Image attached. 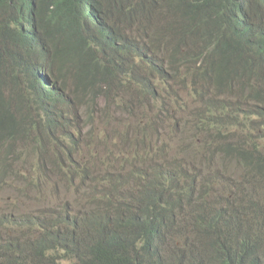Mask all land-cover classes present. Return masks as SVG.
<instances>
[{
    "label": "trees",
    "instance_id": "obj_1",
    "mask_svg": "<svg viewBox=\"0 0 264 264\" xmlns=\"http://www.w3.org/2000/svg\"><path fill=\"white\" fill-rule=\"evenodd\" d=\"M34 2L35 9L25 0H0V67L10 59L21 60L13 77L25 82L28 89L14 93L11 101L4 104L0 111L1 127L17 139L25 140L28 123L21 111L31 114L30 110H36L33 96L40 90L36 88L37 72L44 65H52L54 78L63 81L62 90L72 91L68 79L80 82L75 101L84 109V118L80 124L76 123L75 135H80V130L96 121L93 104L108 109L107 112L111 109L108 118L104 117L107 123L112 119V113L128 115L127 130L117 135L122 140L119 156L128 157L130 171L112 172L119 157L115 155L114 165L111 164L113 158H108L111 172L106 175L114 188L106 200L117 201L111 214L103 211L100 217L88 219L80 227L70 228L63 223L60 230L42 224L41 230L28 240L27 249L13 247L9 250L0 245V264H56L55 259L68 260L74 255L80 258L75 264H157L153 259L159 264H264V203L254 198L257 193H250L240 205L224 201L219 208H208L204 203H193L188 186L192 187L196 178L182 174L186 171L174 163L162 140L165 120L171 121L173 130H179L181 123V130L186 128L188 123L182 114L191 116L192 123L207 135L213 131L220 133V128L226 125L224 122L243 131L261 120L259 126L264 129V0ZM87 2H91L93 8L85 13L83 5ZM20 11L28 14L18 15ZM115 20L141 25L142 31L134 28L131 32H123V27ZM157 20L161 26L156 30L153 23ZM32 21H35V29L30 39L18 27ZM14 28L19 35V47L11 40ZM143 31L149 36L148 40L141 39ZM170 63H176L180 70L185 68L187 75L175 72L170 77L169 71L162 69ZM26 67L30 82L22 74ZM154 78L172 80L174 87L184 88L187 79V84L196 89H188L186 93L199 95L200 105L184 107L179 101L183 94L176 91L163 101L161 110H156L155 88L150 83ZM190 79L196 82L195 86ZM201 82L204 86L198 89ZM122 83L138 92L134 95V105L130 98L121 99L124 95ZM214 83L217 88H223L217 94L211 89ZM235 85L236 102L230 94ZM221 94L229 99V106L219 99ZM1 97L0 93V101L4 102ZM140 107H143L142 118L136 125L132 124L130 120L140 115L137 113ZM191 108L196 113L189 112ZM247 108L254 112L253 120ZM150 111L155 113L154 117L148 115ZM85 134L78 148L81 151L95 138L91 132ZM108 139L100 141V146L107 147ZM72 140L77 146L79 140ZM153 142H159V146L150 147ZM148 143L147 147L151 149L142 153V159V145ZM66 145L62 137L56 148L64 151ZM78 149L74 153L84 155L81 151L77 153ZM251 150L246 145L223 144L220 153L236 158L251 173L256 172L258 176H253L257 182H263L262 153L255 145ZM151 156L157 161L155 166L146 160ZM165 159L168 164L164 163ZM103 166L101 172L105 170ZM143 166L142 174L137 177L139 182L135 180L133 185L132 178L135 179ZM251 173L245 174L246 179L251 177L248 182L252 183ZM139 184L142 191L138 196L135 186L141 187ZM155 185L156 188L151 190L150 187ZM121 187L128 188V192L121 193ZM116 188L117 193L113 192ZM185 194L198 224L196 230L191 227L192 236L184 240L182 250L178 252L174 242L170 243L168 233L178 232L175 218L184 202V198L174 197ZM257 195L261 199V195ZM107 208L113 206L108 204ZM212 210V217L204 219V213ZM246 210L253 211V216ZM61 243L63 246L56 247ZM53 249L55 254L47 255L50 260L46 259L48 251Z\"/></svg>",
    "mask_w": 264,
    "mask_h": 264
},
{
    "label": "rangeland",
    "instance_id": "obj_2",
    "mask_svg": "<svg viewBox=\"0 0 264 264\" xmlns=\"http://www.w3.org/2000/svg\"><path fill=\"white\" fill-rule=\"evenodd\" d=\"M115 22L119 26L123 27V32L127 33L134 28L142 31L141 27L138 25H130L126 22L120 23L118 20H115ZM163 25L166 26L165 23ZM153 26L157 30V28L160 27L161 24L157 20V22L154 21ZM143 33L144 34L141 36V39L148 40L149 36L144 31ZM151 57L154 59V56ZM170 66L174 69H171ZM165 71L173 73L181 72V74H184L185 76L187 75V71H185V68H183V70L178 69L176 63H170L169 65H166ZM6 77L8 78L6 79L8 82L11 81L13 83L14 92L18 93L20 91L19 81L14 79L13 76L11 77L6 75ZM190 82L195 86L196 82L193 81V79H190ZM61 83H63L62 80L60 81V84ZM187 83L188 80L186 79L184 81V84H186L187 87H182V90L179 91L171 84V82H168L165 79H152V84H154L155 86L154 103L156 110H161L163 101H167L172 93L176 91L181 92L185 96L184 97L182 95L179 97V101H182L181 103L184 107L195 103H197L196 105L199 106V101L201 99L199 95L191 93L186 95V90L193 87L188 85ZM67 84L68 86L71 85L70 79H68ZM213 88L217 90V93L223 89L222 87L217 88V85L215 83L212 85V89ZM127 92L128 95L131 94L129 88ZM9 95L10 93L9 91H7L6 96L9 97ZM116 98L118 97L116 96ZM127 98L130 97L127 95L121 96V99ZM130 99L134 105L135 99ZM219 99L222 100L224 105L229 104V99L226 98L224 94L219 95ZM168 108L169 107H166V109ZM110 111L111 109H109V111L105 115V111H101L100 109H98V113L103 117H100L101 122L98 119L97 121H94L89 125V127L92 128V134L95 135V138L92 139L93 143L91 145L87 146L81 151V153L86 155V157L70 155L71 162L68 163L69 166H71L72 163L89 164L94 162L98 157H101V160H106L107 152L100 146L99 142L108 138L109 136H112L113 142L116 143L114 147H117V142L119 139L116 140V137H114V135L116 136V134L120 133L121 131L127 130V127L129 125V117L126 114L115 112L111 114L112 119H110L109 123H107L108 120L104 117L108 118ZM142 111L143 107H140L137 113L140 114V112ZM188 111L191 113H196L192 108ZM148 115L150 117H154L155 113L150 111ZM141 118V114L135 115L133 120L130 121L132 124L136 125L138 120H140ZM182 118L185 119L188 123L186 128L182 130H173L172 125L168 124V120H165V131L163 132L164 137L162 138V140L166 147L169 148L168 153L174 163L177 166H181L186 171L182 172V174L185 176L197 175L195 176L196 179L193 181V186H188V191L192 194L193 203H204V205L208 208H219L225 202H231L240 205L245 201L250 193L260 194L261 199L257 194H254V198L257 201L261 200V202L264 203V181H259L260 183L257 182V179L255 177H257L258 175H256L255 171H252L253 173H251L249 170L243 167V165L238 163L236 158H230V156H226L220 153L223 144H233L236 146L246 145L249 147L250 151H252L251 147L255 145L262 153V157L264 159V129H260L259 126L261 120H257L255 123H253L256 124V126L252 125V128L243 131H240L237 127H235L234 124H231L230 122H224V124L226 125L220 128V133L213 131L211 135H207L204 131H200V129L198 130L197 125L192 123L191 116L182 114ZM30 139L33 140V136H31ZM32 146L36 148V151L30 148L35 153V155L33 154L29 156V152L26 148H23L21 150L23 153L21 154V157L18 158L17 164L14 167V172L17 173H15L16 180L13 181V186L18 189H23V187H28L31 184H37L36 188L32 190L39 191L41 189L40 193L35 194L38 208L32 207L31 209H24L26 214L31 211L29 215L30 223L41 225L43 222L49 221V219L44 214L45 211L43 206H46L49 209L52 217H55V215L57 214H64L66 217L71 218L74 215V212H72L71 210L73 208H78L76 204L78 200H84L86 204L94 205L97 208L104 210L108 214L112 213L117 201L103 199L102 192H93L91 190V192L87 195L79 197V193L82 190H87V186L84 183L81 185L78 181H75L72 184H67L63 180L62 176L59 175L49 178L51 176L50 172H43L42 168L39 167L41 154L38 149L43 152L46 148L45 145L40 141L37 146L32 142ZM147 146L149 145H142V150H146ZM112 151H114L116 156H119V147L113 148ZM64 152H67V148L64 149L63 153ZM143 152L144 151H140L141 157ZM146 160L154 163L151 164L152 166H155L157 163V161H154L152 157H146ZM60 161L61 164L68 161L66 155H63ZM164 163L168 164V161H166L165 159ZM144 168L145 167L143 166L140 172L135 175V179L132 178L133 185L136 184V181L139 182L137 180V177L142 174ZM119 171L124 173L130 171V168L127 166V161H124V159H119L116 162V165L112 172ZM132 171H134L133 168ZM171 173H173V171ZM245 173L252 174V183L248 182V179L251 177L249 176L248 179H246ZM253 174L254 176H256L254 177ZM91 178L92 177L89 176L86 180H89ZM22 180H24V182H22ZM54 188H57L59 192L58 196L52 195V190H54ZM155 188L156 185L150 187L151 190ZM135 189L137 195L139 196L142 191V186L139 188L135 186ZM123 191L128 192V188L121 187L120 192L122 193ZM113 192L117 193V188L114 189ZM59 198V203H62L65 199L66 200L62 205H55L56 201ZM174 198H184V202L183 206L180 208L179 215L175 218V225L178 232L174 234L168 233V239L170 238V243L174 242V245L178 252H181L184 240L188 236H192L191 227H194V229L196 230L197 227L195 226L198 223L196 220H194L195 213L187 205V202L185 200L186 194L182 197H178L176 195ZM65 204H68V206L65 207ZM108 204H111L113 208L108 209ZM89 209L93 210L95 208L90 207ZM262 209L264 210V206ZM212 212L213 210L204 213V219L211 218ZM245 212L248 214H252V216L254 214L253 211L249 210H246ZM4 213L5 212H1L0 214L3 215ZM262 216L264 217V211L262 212ZM244 218H246V216H244ZM15 220L16 219L12 217L11 222L9 224L7 223L5 227L0 229V245H8L18 236L17 226L13 223L15 222ZM189 221H191V223H188ZM75 245H77V243ZM58 246H63V243L57 245L56 247ZM70 257V259L64 260L61 264L75 263L79 262L80 260V258L75 255ZM46 259L50 260L47 255ZM58 263L59 262L56 261V264Z\"/></svg>",
    "mask_w": 264,
    "mask_h": 264
},
{
    "label": "clouds",
    "instance_id": "obj_3",
    "mask_svg": "<svg viewBox=\"0 0 264 264\" xmlns=\"http://www.w3.org/2000/svg\"><path fill=\"white\" fill-rule=\"evenodd\" d=\"M28 4H31L33 8H36V3L34 0H25ZM91 6V2H87L86 6L85 3L83 5V11L87 13L90 11L93 7ZM28 14L27 12L20 11L18 15H25ZM17 15V16H18ZM10 18V16H9ZM142 27L141 25H138ZM20 30L25 31L28 35V38L32 39L34 29H35V21L32 22H25L21 26L18 27ZM137 29V28H136ZM128 32H131L128 31ZM13 35V38L11 39L13 41V44L16 47H19L20 44L18 42L19 35L17 34L15 28L11 33ZM104 44L108 45V42H105ZM109 45H111V42L109 41ZM137 54V52H135ZM136 54L133 56L135 58ZM144 54V53H143ZM151 57V55H149ZM148 58V57H147ZM152 58V57H151ZM153 59V58H152ZM21 65L20 61H13L10 59V62L6 63L3 67H0V93L1 98L4 99V102L0 101V111L5 107L4 104L11 101V95H13L14 92V86L13 83L10 81L8 82L6 79V75L13 76L14 73L18 72L17 67ZM197 68V67H196ZM162 69L165 71V66H162ZM201 69V68H198ZM28 69L26 67V71L22 72V74L25 76V78L28 79ZM170 77H172L173 72L167 73ZM166 80V79H165ZM19 90H26L27 86L26 83L19 80ZM72 84V91L71 89L62 90L60 88L61 84L60 81L58 82L56 80V77L54 78L53 74V67L52 65L42 66L40 67L39 71L37 72V85L36 88L40 89L37 94L33 96V100L37 104L36 110H30L31 114H26V111H21V114L26 122L28 123V130L26 134V138L24 141L17 139L15 136H13L9 131L1 127L0 125V213L5 212L3 215L0 214V229L5 227L6 224L10 223L12 220V217H14L16 220L13 222L17 226V237L14 241H11L8 245H2L3 248L9 247V250L13 247H16L17 249H27L28 247V240L32 237V234L37 233L39 230H41L42 224H49L50 226H53L54 229L60 230L63 228V223H66V225H69V227L73 226H82L84 223H87L88 219H92L94 217H100L104 210L97 208L94 206V212L89 209L92 207L90 204H86L84 200H78L76 202L78 208H73L71 211L74 212V215L71 218L66 217L64 214H57L55 217H52V214L50 213L49 209L46 206H43L45 215L49 219V221L43 222L41 225L33 224L29 222V215L30 212L26 214L24 209L32 207L38 208L37 206V200H36V193H40L41 189L39 191H34L32 189H35L37 184H31L28 187H23V189H18L13 186V181L16 180V174L17 172H14V167L17 164V160L19 157H21V154L23 153L21 150L23 148H26L29 152V156L35 155V153L31 150L33 149L36 151V148L32 146V142L37 144L41 141L45 145V149L43 152L39 150L41 157H40V165L39 167L42 168L43 172H50V177L52 176H62L63 180L67 184H72L75 181H78L81 185L84 183L87 186V190H82L79 193V197H83L91 192H102L103 199H107L110 194L112 193L111 190L114 188L112 180L109 179V177L106 175V172H111L110 166L107 163L108 158H113V161L111 164H115V153L112 151L113 148L119 147V150L122 147V140L120 135L116 137L117 147H114L116 143L113 142L112 136H109V139L107 140V147L101 146L105 149L107 152L106 160H101V157H98L95 159L94 162L89 164H71V166L68 165L69 162H71L70 155H76L78 157L85 156L86 155H77L74 153L75 149L79 148L80 140H84L86 137L85 132H91L92 128L87 126L85 127V130H80V135H75L78 126H76V123H79L84 118V109L81 108L75 100H77L76 96L80 92V82H74V80H70ZM168 81V80H167ZM30 82V81H29ZM171 84L174 86L173 81ZM152 83V80L151 82ZM63 85V84H62ZM123 85V93L124 95L129 96L130 98L136 99L134 96L138 92L134 90L129 84L122 83ZM70 86V85H69ZM204 86V83L201 82L198 85V89H201ZM128 88L131 91V94L128 95ZM153 88H155L153 84ZM177 90L181 91V87H175ZM195 88L196 87H192ZM191 88V89H192ZM212 89V86H211ZM237 89V85H235L232 88V91L230 94L233 96L234 101L235 100V90ZM9 91L10 95L9 97L6 96V92ZM212 92L214 94H217V92L212 89ZM17 94V93H16ZM37 95H39V98H37ZM187 95V93H186ZM229 106V104L226 105V107ZM98 109L101 111L107 112L108 109H102L99 105L92 106V110L96 111V114L94 116L95 120L97 121L99 119L100 121V114L98 113ZM248 111L251 113L252 120L254 116V112L247 108ZM14 113L17 114L16 111ZM57 114H60L61 116L58 117ZM6 119L3 118L2 121L4 122ZM101 122V121H100ZM171 124V121H168ZM183 127V123L179 125V129ZM79 132V131H78ZM77 132V133H78ZM123 132V131H121ZM164 132V131H163ZM41 134L43 135L41 139ZM74 135V136H73ZM33 136V140L30 139V137ZM73 136V137H69ZM64 137L65 142L67 145L64 147L67 148V152L63 153V151H59L60 148H56L58 139H61ZM72 138H74L77 142L79 140V143L77 146H74L72 144ZM81 145V144H80ZM148 145H150L148 143ZM159 144L157 142H153L150 147L156 148ZM150 147H147L150 148ZM31 148V149H30ZM38 148V147H37ZM162 148V147H161ZM146 150L145 151L147 153ZM151 149V148H150ZM81 150H77V153ZM63 153V154H62ZM70 155H66L69 154ZM120 152L118 153V155ZM63 155H66V158L68 161L63 162L61 164V157ZM119 157V156H117ZM152 157V156H151ZM125 159V161L128 160V157L121 156L119 159ZM106 164L107 166H103ZM103 166L105 170L100 171V167ZM90 166L91 169H87V167ZM93 167V168H92ZM89 176L92 178L89 180H86ZM195 177V176H190ZM24 182V180H22ZM52 195L58 196L59 192L57 188H54L52 190ZM68 199V198H67ZM60 198L56 201L55 205H62V203H59L58 201ZM68 204H65V207H67ZM10 212V213H6ZM99 213V214H98ZM56 250H49L46 255L51 256L54 255ZM155 262L158 263L156 259H153ZM55 261H58V264H61L64 260H60V258L55 259ZM78 263V262H75ZM70 263V264H75Z\"/></svg>",
    "mask_w": 264,
    "mask_h": 264
}]
</instances>
